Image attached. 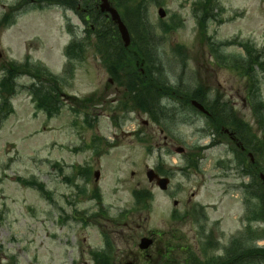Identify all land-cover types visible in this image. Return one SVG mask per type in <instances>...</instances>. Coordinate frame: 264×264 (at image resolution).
I'll list each match as a JSON object with an SVG mask.
<instances>
[{"label": "rangeland", "instance_id": "374dc122", "mask_svg": "<svg viewBox=\"0 0 264 264\" xmlns=\"http://www.w3.org/2000/svg\"><path fill=\"white\" fill-rule=\"evenodd\" d=\"M197 1L151 4L158 46L153 63L147 66L160 84L176 89L174 97L162 98L164 108L154 113L153 120L139 110L118 109L124 89L109 80L94 48L71 67L64 48L72 36L65 24L69 20L75 25L78 38L86 35L74 11L35 5L34 0H0V18L13 9L16 18L12 25L0 26V68L28 55L65 79L62 97L67 101L58 115L48 118L35 108L31 94L22 86L34 79H17L19 92L12 98L15 111L0 128V264H91L88 249L105 248L104 236L119 245L112 264H122L130 256L135 264H156V249L165 251V244L176 252L191 248L201 264L209 255H224L225 247L231 264H264V257L254 253L264 246V238L255 239L254 232L246 230L254 227L259 235L264 232V219L253 217L257 198L259 205L264 203L260 178L264 129L255 101L247 96V78L221 59L216 61L209 47L212 42L219 45L220 54L245 55L240 44L221 45L237 39L252 43L264 55V0H216L215 17L203 34L193 15ZM160 6L166 13L163 19L158 14ZM166 24L168 31L163 30ZM177 44L185 49H177ZM258 78L254 99L264 102V71L258 72ZM197 89L198 99L211 110L222 111L228 127L239 131L254 151L255 163L248 157L240 159L234 144L212 131L216 124L185 104ZM89 96L94 100L81 102ZM259 112L264 114V108ZM178 146L185 152L177 153ZM156 165L172 172L173 182L166 192L147 179V169ZM96 170L101 171L98 181ZM31 181L39 187L27 184ZM138 187L152 189L154 200L150 209H140L127 220L119 214L138 209L134 197ZM191 198L206 207L208 222L215 223L208 224L207 235L219 243L215 249L209 246L206 255L194 218L175 221L172 217L185 213ZM248 198L251 214L249 220H241ZM147 228L176 230L177 238L171 240L170 233L163 241L158 239L144 255L129 235L141 236ZM107 259L111 261V257L102 261Z\"/></svg>", "mask_w": 264, "mask_h": 264}, {"label": "trees", "instance_id": "16d2710c", "mask_svg": "<svg viewBox=\"0 0 264 264\" xmlns=\"http://www.w3.org/2000/svg\"><path fill=\"white\" fill-rule=\"evenodd\" d=\"M36 4L42 2L48 5L55 4L65 9L76 12L84 24L88 26L86 36L83 39H75L70 42L65 50L66 56L70 62L82 61L87 56L89 48H94L96 53L100 55L101 62L114 79L117 85L126 89V101L121 105L125 111L136 109L143 112L150 111V107L156 105L155 93L159 91L160 84L147 68L146 74H141L135 64L137 56H146V50L151 48L152 36L154 28L149 18L150 4L160 0H110L111 3L119 9L123 20L128 25L132 33V44L125 47L121 40L118 28L112 19L100 9L101 0H35ZM215 0H199L196 2L194 11L201 27V34L206 29L207 22L215 17L214 9ZM20 8L23 3L17 4ZM13 9L7 12L0 21L1 25H9L15 18ZM11 22V23H10ZM69 32L74 33V27L67 25ZM210 38V37H209ZM240 44L245 55H224L217 52L219 45L211 42L209 47L215 60L221 59L237 74L247 78L246 87L251 100L254 102L255 109L259 110L264 107L262 100H255L258 94V72L264 71V55L256 49L250 42H240L237 39L226 41L222 46ZM255 48V49H254ZM216 49V51H215ZM216 52V53H215ZM72 67V65H71ZM2 76L0 78V95L2 103L0 105V121L13 110L10 104V98L17 93L19 83L16 79L22 76H29L35 81L26 86L28 92L33 96L38 109L44 110L52 117L59 113L60 105L63 102L61 78L53 74L47 67L40 63H34L29 58L24 62L10 61L3 63L0 68ZM165 92L167 89L164 87ZM168 92H171L169 90ZM194 97H198L197 92L192 93ZM78 100V97H72ZM94 99L93 96L84 98L82 103H89ZM214 115L215 126L221 128L226 123V118L222 111H212ZM245 127L249 128L248 124ZM261 127L264 129V120L261 118ZM27 184L35 185V182ZM39 186V184H38ZM260 215L264 216V210ZM258 253L264 257V248H258L254 253ZM231 260L211 261L209 264H231ZM207 264V263H206ZM237 264V263H235Z\"/></svg>", "mask_w": 264, "mask_h": 264}, {"label": "water", "instance_id": "95a60500", "mask_svg": "<svg viewBox=\"0 0 264 264\" xmlns=\"http://www.w3.org/2000/svg\"><path fill=\"white\" fill-rule=\"evenodd\" d=\"M102 4H101V8L103 11H108L110 14H111V17L112 19L117 23L118 25V28H119V31H120V34H121V37L122 39L125 41V44L126 45H129L130 44V41H131V37H130V33H129V30L127 28V26L124 24V22L122 21L121 17H120V14L118 13V11L113 7L111 6L109 0H102ZM160 13L161 15H164L165 13L163 12V10H160ZM193 104L199 108L200 110L202 111H205L203 105H201L200 103H198L197 101H193ZM184 149L183 148H179L178 151L179 152H182ZM96 176L99 177V172H96ZM148 176H149V179L150 180H153V178L155 177L154 176V173L152 170H150L148 172ZM261 178L263 179V182H264V175L262 174L261 175ZM168 180L167 179H160L158 181V183L160 184V186L162 188H165L166 187V184H167ZM150 240L144 238L142 240V244H141V247H147L149 244H150ZM126 264H132V263H126Z\"/></svg>", "mask_w": 264, "mask_h": 264}, {"label": "flooded vegetation", "instance_id": "af4514ba", "mask_svg": "<svg viewBox=\"0 0 264 264\" xmlns=\"http://www.w3.org/2000/svg\"><path fill=\"white\" fill-rule=\"evenodd\" d=\"M199 209V212H200V220L198 221H194L193 222V225H197L195 226V228H201V229H206V224H207V213H206V209L202 206H199L197 205V207ZM203 222V224H201ZM137 228H139L137 226ZM206 234V232H205ZM148 235L150 236H153L154 239H155V242L159 239V238H162L164 236L163 233H159V232H150ZM89 250V253H90V256H91V263L92 264H100L99 263V258H98V253L97 252H94V249H88ZM162 251V248H158L156 249V253L159 254L160 252ZM142 254L146 255L147 251L145 252H141ZM84 255V254H83Z\"/></svg>", "mask_w": 264, "mask_h": 264}]
</instances>
